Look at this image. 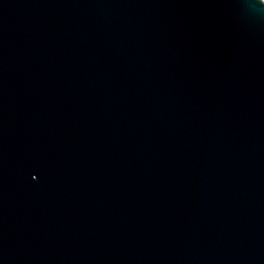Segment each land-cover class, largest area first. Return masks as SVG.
<instances>
[{"label":"water","instance_id":"water-1","mask_svg":"<svg viewBox=\"0 0 264 264\" xmlns=\"http://www.w3.org/2000/svg\"><path fill=\"white\" fill-rule=\"evenodd\" d=\"M0 264H264V1L0 0Z\"/></svg>","mask_w":264,"mask_h":264},{"label":"bare ground","instance_id":"bare-ground-1","mask_svg":"<svg viewBox=\"0 0 264 264\" xmlns=\"http://www.w3.org/2000/svg\"><path fill=\"white\" fill-rule=\"evenodd\" d=\"M262 1H264V0H262Z\"/></svg>","mask_w":264,"mask_h":264}]
</instances>
